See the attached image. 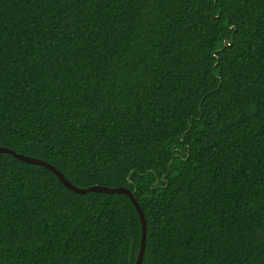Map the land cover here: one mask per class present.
Segmentation results:
<instances>
[{
  "label": "trees",
  "instance_id": "obj_1",
  "mask_svg": "<svg viewBox=\"0 0 264 264\" xmlns=\"http://www.w3.org/2000/svg\"><path fill=\"white\" fill-rule=\"evenodd\" d=\"M0 146L135 192L142 264H264V0H0ZM141 238L126 195L0 153V264Z\"/></svg>",
  "mask_w": 264,
  "mask_h": 264
},
{
  "label": "water",
  "instance_id": "obj_2",
  "mask_svg": "<svg viewBox=\"0 0 264 264\" xmlns=\"http://www.w3.org/2000/svg\"><path fill=\"white\" fill-rule=\"evenodd\" d=\"M230 30H232L234 27H229ZM226 46H232V41H228L227 39L224 40V47ZM213 56L215 58H217V62L215 64V66L218 65L219 60L218 57L215 53H213ZM184 139L182 138L181 141H183ZM0 153H6V154H10L16 158H18L21 161L27 162V163H31V164H36V165H40L43 166L45 168H47L48 170H50L51 172H53L59 179V181L66 186L67 188H69L70 190L79 193V194H87V193H93V192H99V193H106V194H124L126 195L131 202L134 204L140 221H141V226H142V238H141V246H140V251L137 257V261L136 264H142L143 262V257L145 254V250H146V240H147V220H146V216L145 213L142 209V207L140 206L137 198L135 197V192L131 191L129 188L125 187V186H120V187H108V186H102V185H93L90 186L88 188H82L79 186L74 185L71 181H69L65 175L58 170L55 166L49 164L48 162L41 160L39 158H35V157H30L21 153H18L8 147L5 146H0ZM170 165L169 164L168 168L170 169ZM165 179V177L163 178V180Z\"/></svg>",
  "mask_w": 264,
  "mask_h": 264
}]
</instances>
